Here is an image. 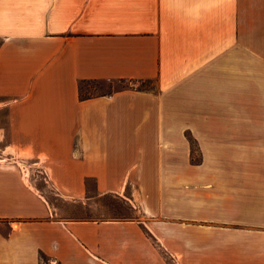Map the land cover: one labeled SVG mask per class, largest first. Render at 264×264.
Wrapping results in <instances>:
<instances>
[{"label":"crops","instance_id":"1","mask_svg":"<svg viewBox=\"0 0 264 264\" xmlns=\"http://www.w3.org/2000/svg\"><path fill=\"white\" fill-rule=\"evenodd\" d=\"M0 264H264V0H0Z\"/></svg>","mask_w":264,"mask_h":264},{"label":"rangeland","instance_id":"2","mask_svg":"<svg viewBox=\"0 0 264 264\" xmlns=\"http://www.w3.org/2000/svg\"><path fill=\"white\" fill-rule=\"evenodd\" d=\"M128 83H103V82H90L81 85V96L89 97L96 94L109 92L112 89L126 87ZM142 86V85H141ZM262 116V115H261ZM193 155L196 153V147L192 144ZM37 183L40 188L45 191V196L49 203L57 209L59 215L86 220H99L108 218H124V219H137L141 215L138 210L133 208L130 203L125 200H120L117 197L107 195L95 199L91 206H84L80 203H73L65 201L45 184L43 178H38Z\"/></svg>","mask_w":264,"mask_h":264}]
</instances>
